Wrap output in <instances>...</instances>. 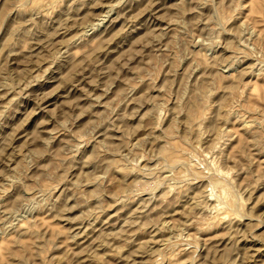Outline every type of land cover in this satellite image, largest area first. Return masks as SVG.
I'll return each mask as SVG.
<instances>
[{
	"label": "rangeland",
	"instance_id": "obj_1",
	"mask_svg": "<svg viewBox=\"0 0 264 264\" xmlns=\"http://www.w3.org/2000/svg\"><path fill=\"white\" fill-rule=\"evenodd\" d=\"M0 264H264V0H0Z\"/></svg>",
	"mask_w": 264,
	"mask_h": 264
},
{
	"label": "bare ground",
	"instance_id": "obj_2",
	"mask_svg": "<svg viewBox=\"0 0 264 264\" xmlns=\"http://www.w3.org/2000/svg\"><path fill=\"white\" fill-rule=\"evenodd\" d=\"M195 96H196V95H195ZM197 96H198V95H197ZM198 98H199V96H198L197 98H194V99H195L194 102H195L196 99H198ZM167 146H168V145H167ZM167 148H168V147H167ZM171 148H172V147H171ZM210 165H211V164H210ZM214 166H215V165H214ZM212 169H214V168L212 167ZM215 170H216V168H215ZM221 173H222V172H221ZM213 186H214V185H213ZM217 189H218V188H217ZM221 190H223V189L220 188V191H221ZM223 193H224V192H223ZM202 194H203V193H202ZM224 194H225V193H224ZM204 195H205V194H204ZM220 195H221V192H220ZM222 196H223V195H222ZM210 197H211L210 194H209V195L207 194V195L203 196V198L206 199L207 201H210V200H211ZM204 201H205V200H204ZM218 202H219V201H218ZM214 203H215V202H214ZM222 203H223V202H222ZM218 204H220V203H218ZM224 204H225V203H224ZM215 205H217V204H215ZM228 206H229V205H228ZM204 208H206V207H204ZM208 209H209V208H208ZM212 209H213V208H212ZM214 209H215V208H214ZM229 209H231V208H229ZM216 210H217V209H216ZM221 210H222V209H221ZM221 210H220V211H221ZM225 210H226V208H225ZM227 210H228V209H227ZM215 213H216V212H215ZM223 213H224V212H223ZM217 215H218V214H217Z\"/></svg>",
	"mask_w": 264,
	"mask_h": 264
}]
</instances>
